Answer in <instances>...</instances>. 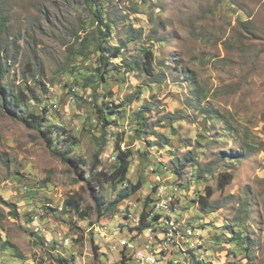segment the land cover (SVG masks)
Segmentation results:
<instances>
[{"label":"rangeland","instance_id":"374dc122","mask_svg":"<svg viewBox=\"0 0 264 264\" xmlns=\"http://www.w3.org/2000/svg\"><path fill=\"white\" fill-rule=\"evenodd\" d=\"M99 3L118 18L102 47L127 44L109 61L125 67L142 45L149 70L116 66L85 86L76 65L91 74L105 52L89 0H0L4 83L26 97L18 117L0 107V264H125L134 247L160 243L170 264H264V0ZM112 109L124 120H106ZM119 149L132 151L125 183L142 186L101 215L93 194L107 202L117 190L90 173L112 170ZM208 187L213 210L200 200ZM143 210L160 217L139 231ZM172 226L184 235L167 239Z\"/></svg>","mask_w":264,"mask_h":264},{"label":"trees","instance_id":"16d2710c","mask_svg":"<svg viewBox=\"0 0 264 264\" xmlns=\"http://www.w3.org/2000/svg\"><path fill=\"white\" fill-rule=\"evenodd\" d=\"M100 0H89V3L91 7L93 8V13L95 15V18L99 20L100 23L104 21V25L106 26V30H100L99 35H98V44L99 49L101 51L103 60L100 59V62L102 63L101 67H96L93 71V73H88V75L84 76L85 73H83L82 68L76 65V69L78 67V72L80 73L82 77L83 82L85 83V86H91L92 83H95L97 85L101 84L102 82H106L108 79V76L110 72H112L114 69H116V66H119L115 63H112L109 61V57H120V56H127L125 50H123L124 47L127 46L125 42L120 43V45H112L110 49L107 51L105 50V47L103 46L102 40H106L107 33L106 31L109 30L110 32H113L115 28V25L117 23L118 18H114V16L107 17L105 18L106 15H108L109 12H112L113 10L106 11L103 8V4L99 3ZM144 1H152V0H144ZM115 12V10H114ZM106 14V15H105ZM110 14V13H109ZM4 23L0 21V39L3 37V34H6L5 28H4ZM132 31H127L126 36H132ZM134 39L139 38L138 35L133 34ZM102 39V40H101ZM133 39V38H132ZM87 47L84 46V49H78V50H73L71 52V56L75 57L77 54L79 55H84ZM85 50V51H84ZM1 54V52H0ZM154 62V52L151 51L150 49H145V46L142 47V45H139L137 48L136 52V57L133 58L131 57V61L128 63L127 59L124 61V66H119L120 68H123L125 70H149L148 67H152V64ZM10 67L6 68L2 66V63L0 62V93L3 95V98H0V107L7 108L13 116L18 117V111L17 109L21 110V104L26 102V97L23 96L22 94L19 93V91L13 90V87L9 84L6 85L4 83V79L6 74L9 72ZM23 92V91H22ZM10 101H9V100ZM109 106V105H108ZM112 106V105H111ZM110 107V106H109ZM115 107H121L119 104H115ZM114 112H105L104 118L106 120H109V122H117L115 120H124L126 117L125 111H121L119 109H112ZM145 111V110H144ZM142 112L139 115H142L145 112ZM113 116H116V119L113 118ZM21 118L24 119L26 122L29 124L35 126L36 124H40V117L39 115H36L35 113H29V112H22L21 113ZM116 165L112 170H105V171H100L96 172L95 174L90 173V180H93L94 183L102 182V181H112L114 186L116 187L117 193L116 196L113 200L110 201H105L102 195L100 194H93V198L95 199L96 202V209L101 215H108L110 213L115 212L118 209V206L126 199L130 198L137 190L141 188V184L139 183H125V181L128 180V173L130 171V166H131V158H132V151L130 149L126 150H121L116 153ZM69 160H75V158H68ZM183 172V169L181 168V173ZM95 176V177H94ZM229 176V177H226ZM89 180V181H90ZM231 181V174H223L218 178V186L220 187H225L227 184H229ZM122 185L119 187V185ZM207 196H201L200 200L203 202L207 207L205 209H211L213 210L217 205L215 203H211L209 198L213 194L212 189L210 187L207 188ZM9 206L11 207V214L14 216L19 215V210L18 207L15 203H8ZM69 207H73L75 211L82 217H88L90 212L89 211H83L81 210L80 203L77 199H72L69 198L66 200V204ZM150 212H146V210H143L141 212V217H140V224L138 226H134V229H139V231H142L143 229L151 226L154 224L156 220L159 219L160 215H152L153 220H148V217H150ZM173 227V226H172ZM170 228V227H168ZM168 230V229H166ZM176 230V229H175ZM165 231V229H164ZM179 247V246H178ZM180 248V247H179ZM124 250H129V245L125 244L124 245ZM124 254V252H123ZM132 253L127 255L125 253L123 255V262L129 263V260L132 258ZM171 264H173V261L171 260Z\"/></svg>","mask_w":264,"mask_h":264},{"label":"built area","instance_id":"2783aa9c","mask_svg":"<svg viewBox=\"0 0 264 264\" xmlns=\"http://www.w3.org/2000/svg\"><path fill=\"white\" fill-rule=\"evenodd\" d=\"M38 216H36L37 219ZM173 224V223H172ZM37 231L43 230L42 226L38 225L35 228ZM176 229V230H175ZM182 232V233H181ZM179 235H184L183 231L173 227H170L166 233L165 237L169 240L174 239L175 237H178ZM66 244H69V238L65 239ZM129 245H132L131 241L126 243ZM161 247L160 249L158 247H134L133 250L131 251L132 253V258L130 261H135L136 264H164V262L170 264V259L169 257L166 258L165 254H167V250L170 249L168 246H165L163 243H160ZM176 245V244H175ZM169 260V262H167ZM177 263V262H176ZM189 264H194V263H189Z\"/></svg>","mask_w":264,"mask_h":264}]
</instances>
